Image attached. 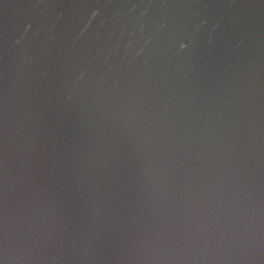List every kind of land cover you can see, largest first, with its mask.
Segmentation results:
<instances>
[{
    "label": "water",
    "instance_id": "95a60500",
    "mask_svg": "<svg viewBox=\"0 0 264 264\" xmlns=\"http://www.w3.org/2000/svg\"><path fill=\"white\" fill-rule=\"evenodd\" d=\"M0 264H264V0H0Z\"/></svg>",
    "mask_w": 264,
    "mask_h": 264
}]
</instances>
